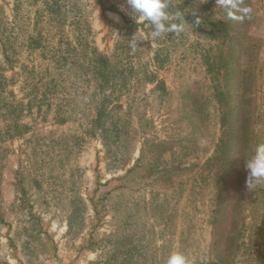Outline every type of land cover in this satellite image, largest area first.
<instances>
[{
    "label": "rangeland",
    "instance_id": "1",
    "mask_svg": "<svg viewBox=\"0 0 264 264\" xmlns=\"http://www.w3.org/2000/svg\"><path fill=\"white\" fill-rule=\"evenodd\" d=\"M229 1L0 0L8 83L0 97V264L222 259L226 244L217 243L231 218L218 208L226 198L219 92L229 46L186 19L220 23ZM240 9L253 15L254 37L241 38L239 66L252 77L242 88L250 107L264 111V0ZM153 15L169 22L148 21ZM93 49L111 58L114 82L127 84L105 135L91 123L93 77L79 76ZM60 107L73 119L59 123ZM253 181L236 185L231 221L246 231L229 236L219 264H264V197L245 186Z\"/></svg>",
    "mask_w": 264,
    "mask_h": 264
},
{
    "label": "trees",
    "instance_id": "2",
    "mask_svg": "<svg viewBox=\"0 0 264 264\" xmlns=\"http://www.w3.org/2000/svg\"><path fill=\"white\" fill-rule=\"evenodd\" d=\"M248 0H230L228 3V8L226 10V19L216 23L214 21H203L201 19L188 18L186 21L190 23L193 28L198 29L204 34L208 35L213 39H224L226 44L228 43L229 49L226 51V91L219 92L220 100H222V105L224 106V111L221 117V122L223 126H226V133L223 137L222 152L224 158H222V175L224 176L221 184H226V198L220 199L218 203V208L226 207V216L232 219V212L234 206L232 201L239 200L241 193L236 187L237 184L245 183L249 176H251L253 182L257 184H245L248 185L249 189L254 187L255 193L264 197V111L253 110L251 104V97L247 95V90L242 88L249 86L250 70L241 69L239 66L241 60L239 59L245 53V48L241 44V38L253 39V36H248L247 28L252 21L253 15L246 11L243 12L240 9V5L247 3ZM185 18H178L176 21L180 22ZM148 21H155L157 23H168L169 20L162 19L156 15L148 18ZM240 38V39H238ZM32 45H35L34 40L31 41ZM236 43L239 46H236ZM36 45H39L38 41ZM233 48V49H231ZM92 49V48H91ZM86 52L85 66L83 67V73L79 76H90L89 81L94 80L93 84V97L96 99L97 104L95 107V117L91 123L100 129L102 134H106V123L111 116L110 108L114 99L118 98L121 94L120 91L126 89V85L123 82H114L115 66L110 57H105L98 53L95 49ZM6 60L12 62L10 56L5 50ZM64 61L68 57L64 54L59 55ZM72 56V55H71ZM239 59V60H238ZM257 62L260 61V56L257 55ZM240 63V64H239ZM243 67V66H242ZM88 74V75H83ZM6 77L0 72V97L3 96L4 91L7 89L8 83H6ZM35 87L31 90H34ZM119 92L118 95L116 93ZM30 93V96H31ZM38 93L34 94V98H37ZM31 104V102H29ZM26 106L24 105L21 109L23 110ZM29 107V106H28ZM31 108V107H29ZM55 118L59 123H64L69 121L73 116L67 114V110L64 107ZM17 109V108H16ZM15 109V110H16ZM59 109V110H60ZM74 109V108H73ZM252 116H255L252 120ZM73 119V118H72ZM15 128H18L16 123ZM93 127L90 131H95ZM17 133V131H16ZM257 177V178H256ZM246 187V188H248ZM240 193V195H238ZM249 197V196H248ZM248 203V201H247ZM228 206V211H227ZM250 211L254 213L251 209ZM245 217H243L244 219ZM231 219L226 224V236L225 232H222L219 237L218 247H225L227 249V244L229 241V236L231 234L233 238H238L246 231L244 227L245 224L239 228L235 222ZM244 229H243V228ZM233 231V232H232ZM238 248L239 245H236ZM225 248L220 250L218 256L220 259L215 264L225 263L223 260L225 254Z\"/></svg>",
    "mask_w": 264,
    "mask_h": 264
}]
</instances>
